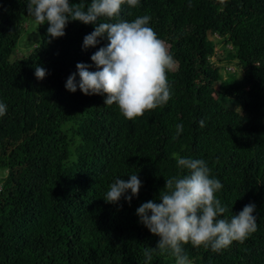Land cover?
I'll return each instance as SVG.
<instances>
[{
  "label": "trees",
  "instance_id": "16d2710c",
  "mask_svg": "<svg viewBox=\"0 0 264 264\" xmlns=\"http://www.w3.org/2000/svg\"><path fill=\"white\" fill-rule=\"evenodd\" d=\"M28 3L0 0V264H175L170 253L145 258L159 237L136 215L181 174L173 153L204 160L222 183L221 219L256 206L257 231L243 242L220 252L183 245L192 264H264V0H139L101 18L149 15L176 62L166 72L169 101L133 120L106 96L66 90L77 63L96 71L91 56L108 41L83 48L95 25L70 20L63 37L51 38L49 25L37 24L36 45L8 62ZM212 59L235 61L242 74ZM35 66L46 70L43 80ZM131 174L142 182L138 195L105 202L109 186Z\"/></svg>",
  "mask_w": 264,
  "mask_h": 264
},
{
  "label": "clouds",
  "instance_id": "9594fccd",
  "mask_svg": "<svg viewBox=\"0 0 264 264\" xmlns=\"http://www.w3.org/2000/svg\"><path fill=\"white\" fill-rule=\"evenodd\" d=\"M125 3L136 7L139 0H91L87 6L84 0L78 4H70L69 0H29L26 11L37 24L49 25L47 34L51 38L63 37L70 20L95 25L94 31L84 37L83 48L96 47L102 38L108 41L91 56L96 71H90L88 64L77 63L76 73L66 81V90L75 93L79 89L85 96H106L105 105L115 103L126 119L133 120L169 101L166 72L176 62L165 42L149 26V15L131 22H99L101 18H117ZM46 74L44 68L35 66L38 80H43ZM6 111L7 106L0 102V117ZM199 123L204 127L203 120ZM176 128L179 135L183 125ZM173 158L181 174L165 180L159 203L149 200L136 210L139 222L159 237L155 248L148 247L144 251L148 261L159 252L170 253L175 264H192L183 245L190 242L193 247H210L213 252H220L257 231V218L253 215L255 204L249 203L238 214L221 219L228 209L215 193L223 185L211 177L206 162L178 153H173ZM142 186L138 174L129 175L127 180L117 178L109 186L104 200L116 204L124 198L130 203ZM129 191L131 195H127Z\"/></svg>",
  "mask_w": 264,
  "mask_h": 264
},
{
  "label": "rangeland",
  "instance_id": "374dc122",
  "mask_svg": "<svg viewBox=\"0 0 264 264\" xmlns=\"http://www.w3.org/2000/svg\"><path fill=\"white\" fill-rule=\"evenodd\" d=\"M37 23L35 22L34 18L31 16H27L25 18L24 24H23V30L21 32V35L19 37V40L17 41L14 50L10 54L8 58L9 63H14L18 60H20L23 56L27 55L28 52L31 51V49L36 45L38 40L37 35ZM167 47V45H166ZM168 48V47H167ZM212 62L221 67L224 72H232L237 77L242 74V72L239 70V68L236 66V62H221L217 63L212 59ZM222 78H225V73H222ZM223 103L226 105H231L230 103L225 102L223 100ZM5 177V171L0 169V183Z\"/></svg>",
  "mask_w": 264,
  "mask_h": 264
}]
</instances>
